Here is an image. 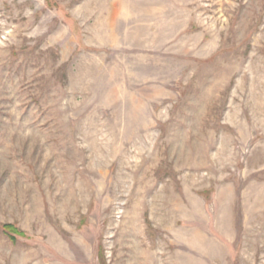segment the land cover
<instances>
[{"label": "rangeland", "instance_id": "obj_1", "mask_svg": "<svg viewBox=\"0 0 264 264\" xmlns=\"http://www.w3.org/2000/svg\"><path fill=\"white\" fill-rule=\"evenodd\" d=\"M0 264H264V0H0Z\"/></svg>", "mask_w": 264, "mask_h": 264}, {"label": "trees", "instance_id": "obj_2", "mask_svg": "<svg viewBox=\"0 0 264 264\" xmlns=\"http://www.w3.org/2000/svg\"><path fill=\"white\" fill-rule=\"evenodd\" d=\"M0 228L6 232H10V230H11V226L8 224H0Z\"/></svg>", "mask_w": 264, "mask_h": 264}]
</instances>
